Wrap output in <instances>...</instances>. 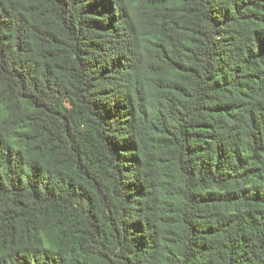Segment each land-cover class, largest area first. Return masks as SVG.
Masks as SVG:
<instances>
[{"label":"trees","instance_id":"obj_1","mask_svg":"<svg viewBox=\"0 0 264 264\" xmlns=\"http://www.w3.org/2000/svg\"><path fill=\"white\" fill-rule=\"evenodd\" d=\"M0 264H264V0H0Z\"/></svg>","mask_w":264,"mask_h":264}]
</instances>
